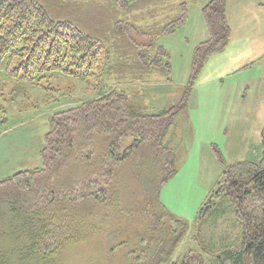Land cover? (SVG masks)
<instances>
[{
	"label": "rangeland",
	"instance_id": "rangeland-1",
	"mask_svg": "<svg viewBox=\"0 0 264 264\" xmlns=\"http://www.w3.org/2000/svg\"><path fill=\"white\" fill-rule=\"evenodd\" d=\"M69 1L91 7L105 1L116 14L107 16L97 11L101 21L97 29L112 31L116 26L122 31L120 26L124 29L131 26L138 32L133 34L141 44L162 45L170 55V80L156 75L146 83L110 70L115 64L113 42L117 38L111 31L103 36L108 40L93 49L98 59L89 71L85 67L84 76L75 74L78 65L72 67L74 74L48 76L39 82L0 72V183L20 171L36 174L40 170L41 150L55 113L97 99L116 88L125 91L133 104L153 114L177 105L186 97L185 107L165 136V142L174 151L178 172L162 185L160 200L174 217L188 225V232L172 260L190 250L202 252V245L193 238L195 220L224 171L216 150L227 165L237 161L259 163L264 155V0H225L231 33L229 42L224 50L209 58L189 92L194 49L209 38L202 9L210 0H156L151 5L141 0L137 4L139 11L133 13L117 8L123 0L117 5L113 0ZM182 1H187L188 16L175 33L156 39L144 34L153 23L160 26L170 21ZM157 2L159 7H155ZM143 6L146 8L142 9ZM118 21H122L121 25ZM122 32L127 38L126 31ZM131 140H124V144ZM143 162L138 152L125 165L116 168L110 187L115 194L106 207L82 201L81 193L76 192L79 160L57 172L42 175L46 183L50 181L47 187L51 188L55 180L56 186L65 188L64 195L55 193L56 202L48 204L51 209H57L53 220L60 226L55 227V233L61 234L58 239L61 243L53 246H58L53 264H130L135 255L155 246L149 239L159 232L149 227L152 209L143 207L144 185L136 173ZM147 170L150 169H141L143 176H147ZM155 173L151 171L150 175ZM39 186L36 183L35 189ZM13 188L0 187V202L13 195ZM44 199L47 204L51 197ZM232 203L229 199L219 202L215 216L204 230L206 245L240 244L241 229ZM120 206L124 209H117ZM30 209H33L31 205ZM3 223L6 221L2 216L1 243L6 242L1 237ZM15 228L19 225L10 231Z\"/></svg>",
	"mask_w": 264,
	"mask_h": 264
},
{
	"label": "trees",
	"instance_id": "trees-1",
	"mask_svg": "<svg viewBox=\"0 0 264 264\" xmlns=\"http://www.w3.org/2000/svg\"><path fill=\"white\" fill-rule=\"evenodd\" d=\"M113 1L116 5L119 2ZM140 1L123 0L117 8L133 13L139 11ZM145 1L146 5H151L156 0ZM100 2L99 6L91 7L69 0H0V72L39 82L48 76L74 74L72 67L78 65L75 74L84 76L85 67L89 71L98 59L93 49L105 43L104 34L112 32L117 38L113 42L115 64L110 70L146 83L156 75L170 80V55L162 45L141 44L133 34L136 29L131 26L119 27L126 31L127 38L116 26L112 31L96 28L97 23H101L97 11L107 16L116 14L109 10L105 1ZM155 5L160 6L158 2ZM176 8L170 21L160 26L155 22L144 34L156 39L175 33L186 22L187 1ZM202 14L209 38L194 49L187 92L209 58L225 49L231 35L225 0H210ZM121 23L118 21L119 25ZM185 100L186 97L177 105L153 114L133 104L125 91L116 88L97 99L52 115L41 150L40 170L36 174L30 170L20 171L0 183L2 188L14 187L13 195L0 202V223L2 216L6 221L1 233L6 242H0V264H53L58 252V246L57 249L53 246L61 243L58 240L61 234L55 233V227L60 226L53 220L57 209H51L48 204L56 202L55 193L64 195L65 188L56 186L55 180L51 188L47 187L50 181L46 183V179L41 178L43 174L57 172L79 160L76 192L81 193L82 201L106 207L115 194L110 187L116 168L125 165L138 152L145 161L140 165L142 168L136 170L140 184L144 185L143 207L152 209L153 220L149 227L159 235L149 239L155 246L135 255L130 264H208L207 261L211 264H264V155L259 163L237 161L227 165L218 150L224 171L195 220L193 238L202 245V252L190 250L183 257L172 260L188 232V225L174 217L161 202L160 191L178 172L174 151L165 142V136L185 107ZM129 138L131 142L125 145L124 140ZM262 138L264 145V129ZM143 168L150 169L146 171L147 176H143ZM151 171L156 172L154 176L150 175ZM36 183H40L38 190ZM45 196L51 197L47 204ZM224 199L233 202L241 242L236 246L206 245L204 230ZM29 205L33 209L29 210ZM133 209L135 207L130 212ZM16 224L19 228L10 231Z\"/></svg>",
	"mask_w": 264,
	"mask_h": 264
}]
</instances>
